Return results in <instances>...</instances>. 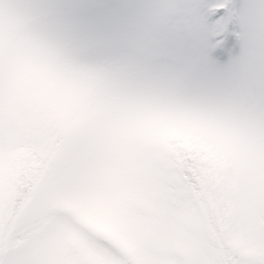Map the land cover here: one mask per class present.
Segmentation results:
<instances>
[{
  "label": "snow or ice",
  "instance_id": "6c2138e0",
  "mask_svg": "<svg viewBox=\"0 0 264 264\" xmlns=\"http://www.w3.org/2000/svg\"><path fill=\"white\" fill-rule=\"evenodd\" d=\"M0 264H264V0H0Z\"/></svg>",
  "mask_w": 264,
  "mask_h": 264
}]
</instances>
